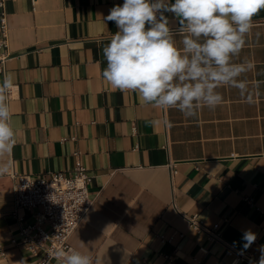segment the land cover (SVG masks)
Returning a JSON list of instances; mask_svg holds the SVG:
<instances>
[{
  "label": "crops",
  "instance_id": "1",
  "mask_svg": "<svg viewBox=\"0 0 264 264\" xmlns=\"http://www.w3.org/2000/svg\"><path fill=\"white\" fill-rule=\"evenodd\" d=\"M117 4L123 0H36L34 7L31 0H4V74L16 85L6 102L16 143L0 156V164H10L0 174V264L36 259L20 229L35 222L39 209L15 207L11 174L70 175L76 160L91 175L93 201L68 243L94 264H229L226 245L258 262L264 246V9L236 58L255 65L245 76L251 102L224 86L220 106L186 118L102 78V48L117 31L105 17ZM192 214L224 242L190 228L186 216ZM247 231L256 240L245 249Z\"/></svg>",
  "mask_w": 264,
  "mask_h": 264
},
{
  "label": "clouds",
  "instance_id": "2",
  "mask_svg": "<svg viewBox=\"0 0 264 264\" xmlns=\"http://www.w3.org/2000/svg\"><path fill=\"white\" fill-rule=\"evenodd\" d=\"M261 9L264 0H123L105 17L117 31L102 48V78L113 89L131 90L143 103L162 111L177 109L186 118L204 107L220 106L224 86L251 102L245 76L255 65L236 58ZM167 13L176 19L175 27ZM13 86V75L5 73L0 80V156L10 154L16 143L6 102ZM9 168L10 164H0V174ZM243 240L247 249L256 235L247 231ZM259 251L258 262L250 264H264V246ZM56 258L57 264H94L90 255L76 250H60Z\"/></svg>",
  "mask_w": 264,
  "mask_h": 264
},
{
  "label": "built area",
  "instance_id": "3",
  "mask_svg": "<svg viewBox=\"0 0 264 264\" xmlns=\"http://www.w3.org/2000/svg\"><path fill=\"white\" fill-rule=\"evenodd\" d=\"M36 0H31L34 7ZM7 18L4 11V0H0V74L4 75L5 61L7 55ZM14 85L6 94V101L12 96ZM133 128V132H135ZM79 155L80 152H75ZM13 183V195L15 207H25L27 209L38 208L34 215L35 222L20 229L21 241L27 244L28 249L36 257L35 264H49L52 259H56V253L60 250L71 252L73 249L68 243V239L76 229L81 220L88 213L92 201L88 195V185L91 175L86 171L82 162L75 161V165L70 175L62 172H53L49 177H30L24 174H11ZM246 200L250 201L249 198ZM12 215L16 216L13 211ZM190 228L197 233H206L212 241H222L215 228H208L204 225L196 214L187 215ZM20 220L21 218L18 217ZM47 224L46 230L43 225ZM161 241H171L172 237L159 236ZM15 243V239L12 240ZM225 244V243H223ZM229 257L232 260L229 264L256 262L247 250H237L230 245H226ZM41 251L42 255L39 254ZM0 247V255H4ZM145 264H151L146 262Z\"/></svg>",
  "mask_w": 264,
  "mask_h": 264
}]
</instances>
